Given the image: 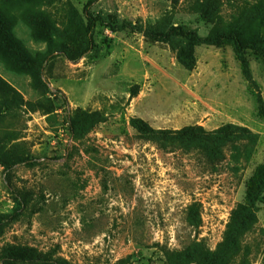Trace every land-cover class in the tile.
I'll return each instance as SVG.
<instances>
[{"label":"rangeland","instance_id":"1","mask_svg":"<svg viewBox=\"0 0 264 264\" xmlns=\"http://www.w3.org/2000/svg\"><path fill=\"white\" fill-rule=\"evenodd\" d=\"M263 167L264 0H0V264H264Z\"/></svg>","mask_w":264,"mask_h":264},{"label":"trees","instance_id":"2","mask_svg":"<svg viewBox=\"0 0 264 264\" xmlns=\"http://www.w3.org/2000/svg\"><path fill=\"white\" fill-rule=\"evenodd\" d=\"M87 17V34L89 37V42L94 45V33L96 29V24H97V19L93 16V14L87 10L86 13ZM182 31V30H181ZM260 41L259 40H252L251 46L255 48H259L260 46ZM262 45V44H261ZM238 48H241L240 43H238ZM68 57H71V54L67 52ZM180 61L189 69H192L195 65V54H194V43L190 42L186 46L181 47L178 53ZM239 59L241 62L242 70L243 73L247 76L250 77V70L249 66L247 63V60L242 54H239ZM51 108H47L46 112H49ZM139 127L144 133H149V132H154V133H159L161 135H182L185 134L189 138L192 139H210V138H219V137H224L228 134L233 133L235 130H238L239 132H242L243 134H246L248 138L253 137V133L247 128V127H237V126H231V125H225L218 130L215 131H208L202 126H187L184 127L181 130H154L153 128L149 127L146 122L143 120H139ZM263 174L264 175V167L259 172V175ZM262 184V181L259 177H255L251 182L250 186L251 188H254L258 186L259 184ZM13 214H8L6 216H1L0 217V225H2L4 222L8 221L12 217ZM22 259V258H21Z\"/></svg>","mask_w":264,"mask_h":264}]
</instances>
